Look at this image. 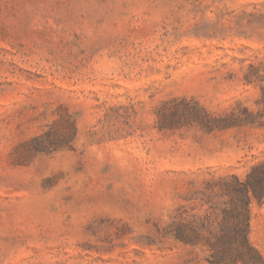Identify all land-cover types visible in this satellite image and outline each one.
<instances>
[{
	"label": "rangeland",
	"instance_id": "374dc122",
	"mask_svg": "<svg viewBox=\"0 0 264 264\" xmlns=\"http://www.w3.org/2000/svg\"><path fill=\"white\" fill-rule=\"evenodd\" d=\"M261 163L264 0H0V264H220Z\"/></svg>",
	"mask_w": 264,
	"mask_h": 264
},
{
	"label": "trees",
	"instance_id": "16d2710c",
	"mask_svg": "<svg viewBox=\"0 0 264 264\" xmlns=\"http://www.w3.org/2000/svg\"><path fill=\"white\" fill-rule=\"evenodd\" d=\"M225 186V194L230 197V200L222 209V220H219L220 215H218V220L212 222L209 219L207 226L210 229L209 242L217 250L218 262L237 264V259H242L244 264H264L261 253L252 245L249 238L251 204L254 200L264 201V163L254 166L246 180L242 181L234 177L233 181ZM230 220H232L231 223ZM217 224L220 225V231L214 227ZM229 226L234 228V232L229 233L231 228ZM233 240L239 242L236 248H233L232 253H235V258L226 262V253L231 252L226 244Z\"/></svg>",
	"mask_w": 264,
	"mask_h": 264
}]
</instances>
